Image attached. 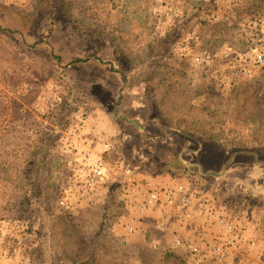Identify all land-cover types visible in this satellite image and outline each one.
Masks as SVG:
<instances>
[{"label": "rangeland", "instance_id": "rangeland-1", "mask_svg": "<svg viewBox=\"0 0 264 264\" xmlns=\"http://www.w3.org/2000/svg\"><path fill=\"white\" fill-rule=\"evenodd\" d=\"M263 18L264 0H0L4 264H188L148 219L158 209L137 211L141 187L166 173L228 206L238 243L220 264H264L235 219L255 204L263 217L264 196L239 170H208L222 151L264 173ZM87 134L104 139L99 156L82 158ZM98 160L108 178L82 187ZM200 229L186 236L220 241Z\"/></svg>", "mask_w": 264, "mask_h": 264}, {"label": "crops", "instance_id": "crops-1", "mask_svg": "<svg viewBox=\"0 0 264 264\" xmlns=\"http://www.w3.org/2000/svg\"><path fill=\"white\" fill-rule=\"evenodd\" d=\"M82 140V139H81ZM101 136H98L97 134H87L86 138L84 140V142L88 141V144L84 146V154H82V158H85L87 155L89 156V158H91V156L95 157V156H99L100 152H102V150H104L106 147L105 144L104 146H102L100 144V142H102ZM105 141H109V139H105ZM104 142V141H103ZM99 144V147L96 148V145ZM109 143V142H108ZM101 146V147H100ZM100 149V150H99ZM222 151H217V153H214V158L218 159V158H225L221 164L218 166V168H209V171H214L216 173H218V176H220L221 179H223L224 177L222 175H220V173L222 174L223 172H235V170H239L243 173H245V177L242 178L241 180H239L240 183H238L239 185L244 184L245 186H243L242 188H244V190H250L251 192H253V195H255L256 197L258 196L259 198H262V196H264V173H260L259 170V163H255L252 164L251 166H240L239 165V169H237L235 166H230V165H226L227 162L230 159V156H228V154L225 153H221ZM95 154V155H94ZM193 154L194 157L196 156L197 158H194L195 160L199 159L196 163L197 167H200L199 165L203 164L201 162V157L204 154V151L201 150H193ZM91 155V156H90ZM199 156V158H198ZM188 164V163H186ZM187 166V165H186ZM165 175H167L166 177L160 176L157 177L155 179H153L154 184L160 185V186H176L179 183H185L186 185H192L190 182H188L187 180H189L187 177H183L181 178L180 176H173V174H168L166 173ZM170 175V176H169ZM216 176V177H218ZM222 176V177H221ZM176 177V178H175ZM187 179V180H185ZM252 179V180H251ZM183 180H185V182H183ZM248 180L251 182L249 183ZM191 181V180H190ZM230 183V182H229ZM199 186V188H197V190L195 189V191L201 192L202 194L200 195L201 198L205 199V200H201L198 198H194L195 204L196 202H200L199 204V208L197 207L198 211L195 215V222L193 225L190 226L188 233H181L182 235H187L189 234V236H195L194 232L195 230L200 229L201 226H204L205 223H209V225H211L212 230H214V232H220V227L218 225V220L219 218L222 216L223 218H226L228 220H231L234 224L235 222L229 218L227 215H225L223 213V209L228 208V206H224V202H220L219 198L217 196H215V194L213 195L210 190H208V192L205 194L204 191H206L209 188H204L203 185L201 183H195L194 185ZM146 185L144 184L143 187H141L140 189V193H142L141 195L145 197L146 194ZM193 186V185H192ZM191 186V188H192ZM204 188V191H202L201 189ZM204 194V195H203ZM139 195L140 197H138V199H142L143 197ZM206 196V197H205ZM248 200L246 199V202ZM243 204V203H242ZM248 204H250L251 206L253 204H251L248 201ZM227 205V204H226ZM254 206V209L252 210V214L250 217H247L245 215H242V213H239V220L238 218L235 216V219L238 221V224L240 223L242 225V227H244V234L248 235L250 240H255L256 245H255V250L257 252V255L264 253V216L262 217V213L259 211L258 209V204ZM214 206L217 207V209H214ZM219 208L221 210H219ZM153 209H158V213L160 214L159 217H156V219L148 217V219H152L154 220L152 222V220H150L152 223V225L155 227V224L157 223V227H159V223L160 222H164L166 223V226L164 227L163 231H171L173 232L176 228L177 225L179 224V220L177 219V215H176V211L173 209L171 210V208H165V209H161V208H151L148 210V212L146 213L149 216L155 215V210ZM245 211V210H244ZM247 213V212H246ZM157 215V213H156ZM215 223V225L211 224V223ZM236 226V225H235ZM176 227V228H175ZM161 229V228H160ZM162 230V229H161ZM237 233V232H236ZM174 234V233H173ZM213 237H215V235H212ZM188 237V236H186ZM211 239V238H210ZM249 245V244H248ZM247 245V246H248Z\"/></svg>", "mask_w": 264, "mask_h": 264}, {"label": "built area", "instance_id": "built-area-1", "mask_svg": "<svg viewBox=\"0 0 264 264\" xmlns=\"http://www.w3.org/2000/svg\"><path fill=\"white\" fill-rule=\"evenodd\" d=\"M260 23L264 26V18L260 20ZM256 59L259 63L264 62V49L257 50ZM82 174L80 183H82V187L88 189L97 187L108 178V170L102 160H98L93 167L87 168ZM149 186L143 201L137 206L139 214L145 215L151 208H173L177 212L176 215L179 220L177 228L175 227L176 229L173 231L175 233L174 246L182 248L187 253L188 264H207L209 255H212L213 263L220 264L223 262L225 255L230 253L238 243L235 224L221 216L218 220L220 232H217V238H220V241L210 246L202 245L188 237L184 238L185 235L181 233H188L190 226L195 222L197 207L199 208V205L195 204V195L191 188L185 183H179L173 187L157 184ZM64 202L62 200V203ZM165 226L166 223H159L161 229H164ZM248 244L249 250L255 248L256 242L249 240ZM2 259L4 258L0 257V264H4ZM242 264H252V262L245 260Z\"/></svg>", "mask_w": 264, "mask_h": 264}]
</instances>
